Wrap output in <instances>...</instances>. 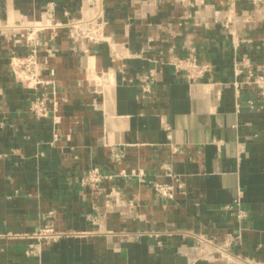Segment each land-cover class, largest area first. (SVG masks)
I'll use <instances>...</instances> for the list:
<instances>
[{
	"label": "crops",
	"instance_id": "crops-1",
	"mask_svg": "<svg viewBox=\"0 0 264 264\" xmlns=\"http://www.w3.org/2000/svg\"><path fill=\"white\" fill-rule=\"evenodd\" d=\"M262 4L0 0V264H264ZM91 16L104 41L39 34L56 103L37 118L51 89L12 69L30 29H1ZM47 226L62 235L41 241Z\"/></svg>",
	"mask_w": 264,
	"mask_h": 264
},
{
	"label": "built area",
	"instance_id": "built-area-1",
	"mask_svg": "<svg viewBox=\"0 0 264 264\" xmlns=\"http://www.w3.org/2000/svg\"><path fill=\"white\" fill-rule=\"evenodd\" d=\"M90 21H92L91 23H89V25H93L96 27V31L100 32V34L104 33V31H100L103 30V25H105L103 23V21H101V19H99V17H91L89 19ZM85 22V20H82V22ZM81 20L77 21V20H72V21H68V23L63 24L59 21H54L53 19L47 18L45 20L42 21H37L34 22L32 24H30V28L28 27V29H31L33 34L36 35L35 41H29L32 40V38H28V47L29 46H34V48L29 50L31 52V54H28V57L21 59L16 57L15 58V63H16V67L14 68V72L16 74V78L21 81V83L23 85H25V83L27 82V79H30L32 81V84L30 83L29 87L31 88H37L40 86L43 87H48L51 86V84H54L53 80H45L42 78L41 76V69L39 67V63H38V49L39 46H41V44L43 43L39 37L40 33H45V32H50V31H57L59 28L63 27L64 25L66 26V28H68V30L71 33L72 37L75 38H79V39H83V40H89L87 38V36H89V31H79L82 29L83 25ZM86 24V22L84 23V25ZM96 32L94 31V34ZM86 36V37H85ZM50 37V36H49ZM96 37V34H95ZM98 39V38H97ZM101 41V39H99ZM98 41V40H97ZM31 42V43H30ZM90 42V41H87ZM45 44V42L43 43ZM26 66L27 69L23 70L22 72H20V67L22 66ZM179 68L182 67V62H180V64L177 65ZM55 98V94L52 97L50 93H44L41 96L37 97L34 101H32L31 105H30V110L31 112L37 117V118H50L51 116V110H50V98ZM58 137L57 133L54 132V138L56 139ZM104 178V175L100 172V170L98 168L92 169L88 175L85 177V179L83 180V183H86V181H91V182H99L101 179ZM174 189V185L172 183H156L155 185V190L157 191V193H159L161 196L163 197H168L172 191ZM234 204H236V206L233 205H227L225 207L226 210H233L235 207H237L238 211L236 213V217L238 219H242L246 216L245 212L240 209V200L236 199L234 201ZM52 231V230H50ZM207 244L202 243L201 247L202 249H206Z\"/></svg>",
	"mask_w": 264,
	"mask_h": 264
},
{
	"label": "rangeland",
	"instance_id": "rangeland-1",
	"mask_svg": "<svg viewBox=\"0 0 264 264\" xmlns=\"http://www.w3.org/2000/svg\"><path fill=\"white\" fill-rule=\"evenodd\" d=\"M251 2H253L254 3V1H256V0H250ZM262 5H264V4H262ZM262 5H260V6H262ZM257 8V7H256ZM87 16H89V15H91V14H86ZM86 16V17H87ZM92 17V16H91ZM90 17V18H91ZM88 20H85V22H86V24L84 25V21L82 22V19H80L81 20V24L83 25V27H82V29L81 30H79V31H89V36H87V38L89 39V40H83V39H79V41L80 42H85V41H90V42H88V43H96V42H100V40L99 39H101V41H104V38H105V35H104V33H102V34H100V32H97L96 31V27L95 26H93V25H89V23H91L92 21H90L89 20V17L87 18ZM77 21H79V20H77ZM240 21H236V20H230L229 21V23H230V25L231 26H237V24L239 23ZM25 25V23H22V24H20V23H15V22H12V23H9L5 28H3V29H1L2 31H9V32H7L8 33V36H7V39H8V41L9 42H14V41H18V39H19V35L18 34H22L20 31H22V29H28V27L30 26V24H28V25H26V26H24ZM22 26H24V27H22ZM105 26L106 25H103L102 27H103V30H100V31H104L105 30ZM230 26V27H231ZM21 29V30H20ZM71 31V30H70ZM94 31L96 32L95 34H96V37H95V34H94ZM20 32V33H19ZM26 34V33H25ZM86 37V36H85ZM28 38H32V40H29V41H35L36 39L35 38H38V37H36V35L35 34H33V32H32V30L30 29L29 31H28V34H27V36H26V40L28 41ZM98 38V39H97ZM54 39V38H53ZM106 39V38H105ZM98 40V41H97ZM28 43V42H27ZM31 43V42H30ZM34 46L35 45H33V46H29L30 47V49L32 48H34ZM29 53L31 54V52L29 51ZM28 53V54H29ZM26 57H28V55H26L25 57H22L21 59H24V58H26ZM184 62V61H183ZM182 65L184 66L185 64L184 63H182ZM16 67V63L14 62V64H13V71H14V68ZM27 69V67L26 66H22V67H20V72H22L23 70H26ZM193 69L195 70V73H196V71H199V69H198V67H193ZM190 74H191V72H189ZM16 75V74H15ZM196 75V74H195ZM191 76H194V75H192L191 74ZM19 81V80H18ZM19 82H21V81H19ZM30 83L32 84V81L30 80V79H27V82L25 83V86H28L29 87V85H30ZM55 84H51V86H48V89H51V92H50V94H51V96L53 97L54 96V94H55V92H56V90H55V86H54ZM50 98V97H49ZM53 99V100H52ZM50 98V100H49V102H50V104L51 103H56L55 102V98ZM50 104H49V106H50ZM56 106V104L54 105V107ZM50 230H52V231H50ZM62 235V233H58V231H56L52 226H47V227H44L43 229H41V231L38 233V238L41 240V241H43V242H49V241H53V240H55V239H57V238H59L60 236ZM204 251H205V249L203 250V254L202 255H205V253H204Z\"/></svg>",
	"mask_w": 264,
	"mask_h": 264
},
{
	"label": "bare ground",
	"instance_id": "bare-ground-1",
	"mask_svg": "<svg viewBox=\"0 0 264 264\" xmlns=\"http://www.w3.org/2000/svg\"><path fill=\"white\" fill-rule=\"evenodd\" d=\"M94 78V77H93Z\"/></svg>",
	"mask_w": 264,
	"mask_h": 264
}]
</instances>
